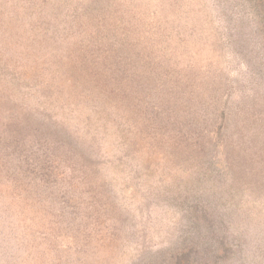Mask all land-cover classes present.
Listing matches in <instances>:
<instances>
[{
    "label": "rangeland",
    "instance_id": "374dc122",
    "mask_svg": "<svg viewBox=\"0 0 264 264\" xmlns=\"http://www.w3.org/2000/svg\"><path fill=\"white\" fill-rule=\"evenodd\" d=\"M0 264H264V0H0Z\"/></svg>",
    "mask_w": 264,
    "mask_h": 264
}]
</instances>
